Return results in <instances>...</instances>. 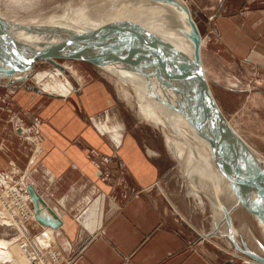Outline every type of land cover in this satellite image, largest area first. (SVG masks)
<instances>
[{
  "label": "crops",
  "instance_id": "obj_1",
  "mask_svg": "<svg viewBox=\"0 0 264 264\" xmlns=\"http://www.w3.org/2000/svg\"><path fill=\"white\" fill-rule=\"evenodd\" d=\"M189 1L199 26L213 29L215 42L206 45L213 51L204 54L212 79L218 84H226V77L237 81V90H251L264 106V0ZM229 54L256 69L258 76L243 83L236 76H217L212 69L215 59ZM67 70L70 74L63 75H80L79 88L61 82L47 85L33 80L34 74L15 86L0 84L14 109H24L28 120L41 119L43 152L32 159V144L20 137L22 126L7 118L5 98L0 100V170L14 177L26 175V183H32L62 218L56 235L65 254L56 264H217L205 241L185 234L175 213L172 217L161 206L153 179L162 173H157V164L149 160L135 133L120 132L116 143L91 120V115L100 119L105 114V122L112 123L115 100L108 87L83 70ZM132 159L138 165H131ZM1 175L7 179V174ZM29 226L33 239L42 226L33 220Z\"/></svg>",
  "mask_w": 264,
  "mask_h": 264
},
{
  "label": "bare ground",
  "instance_id": "obj_2",
  "mask_svg": "<svg viewBox=\"0 0 264 264\" xmlns=\"http://www.w3.org/2000/svg\"><path fill=\"white\" fill-rule=\"evenodd\" d=\"M152 1L148 5L146 0H69L63 7L57 8L55 10L56 13L55 11L43 14L23 13L20 16V20L12 22L5 18H0V51L4 52L12 60H20L29 54V48L38 49L49 43L77 35L93 34L107 39H116L124 44L130 43L136 46L156 45L168 50L184 63L193 61V41L189 36L191 29L187 13L178 6L176 0ZM177 1L186 5L185 0ZM135 2H138V4L136 3L137 5L144 4L155 9L159 7L157 12L160 14L151 16V21L148 20V17H144L141 23L146 26H142L143 28L139 27L136 24L139 19L135 18L136 20H134V15L130 13L122 14L124 10L127 12L134 10L131 5L133 6ZM119 6L120 8H118ZM141 13L142 11L139 8L138 16ZM149 27L158 30V32H151ZM102 48L105 49V47ZM102 48L91 45L79 46L81 54L91 56L100 55L104 50ZM106 48L109 49L108 47ZM126 55V51H121L114 57L98 62H88L109 83L108 89L113 97L116 95L115 98L119 100V96H124L130 105L133 103L131 100H135L137 104L136 114L140 122L145 120L152 126H158L162 130L166 148L174 155L178 164L179 159L182 162L186 158L191 164H189V169L193 171V174L196 175L197 173L198 178L203 179V181L205 179L214 181L215 188L211 189L218 197V201L214 202V207L217 218L221 221L222 229H227L228 226L227 221H223L221 217L222 204H226L228 210H222L223 214H229V233H225L224 236L231 241L233 239L236 248L246 249L252 254H247L238 248L242 253L234 252L237 253L235 254L237 255L236 264H264V199L256 197L242 177L240 170L244 162L241 155L238 154L240 157L236 158L237 156L234 152L233 157L230 149H228L230 145L227 143L226 145L224 140H221V129L213 118L207 101L197 93L194 86L186 79L178 78L168 85L162 83V80H168L175 71L168 70L163 72L158 70L153 76V74H149L146 71L147 67L145 69L139 67L137 63H142L145 66L159 65L160 61L155 59L149 52L138 54V62L136 63L130 61L131 59H126ZM200 55L205 81L222 112L223 110L218 104L210 85L204 63L205 59L202 54ZM170 59L172 60L171 57ZM49 62L61 69H65L56 60L55 62ZM34 63L31 68L24 71L7 72L0 70V84L15 86L29 79L34 73ZM73 69L76 70L74 67ZM75 73L71 75L75 81L81 79L80 75L77 72ZM37 74L38 76L43 75L41 72ZM104 82L103 80L101 83L104 84ZM230 82H232V79L226 81V83ZM108 99L111 100L109 97ZM113 108L114 110L111 114L113 124L105 122L107 120L105 118L107 115L105 114L100 119H98L97 115H91V120H94L99 130L108 132L112 139L118 143L120 141V132L116 131L115 128H121L122 126L116 125L118 117L115 113L119 111V108L116 105ZM222 114L224 115L223 112ZM224 117L229 122L225 115ZM10 120L13 121V124L15 120L19 121L15 116H12ZM229 124L231 125L230 122ZM22 128L24 134H26L25 139L34 141L27 130L23 126ZM233 129L242 138L240 133L235 128ZM244 142L246 143V141ZM35 146L36 148L31 155L32 159L37 158L43 150V145L40 141ZM121 146H117L118 149ZM129 163L133 166L138 165L134 159L130 160ZM248 172H251L250 168ZM165 174L162 179L166 178L169 173ZM26 177V175H23L19 179V185L24 190L22 193L16 184L8 185L5 177L0 173V183H2L0 184V222L9 224V227L4 225L6 230L12 229L16 234V236L11 238H8V233H6L7 236L0 237V264L60 263V251L56 248V233L62 227L55 229L51 226L42 225L36 220L34 204L27 190L29 183H26ZM4 185L6 186L5 189ZM155 185H158V192L162 193L161 195L165 196L166 200L173 205L170 207L177 216L178 221L188 225L189 223L191 224L180 212L178 206L170 200L159 180ZM4 195L5 199H3ZM32 204L33 212L31 213L27 208ZM32 219L42 225V229L31 240L24 231L32 229L29 226ZM234 222L237 225V233H234ZM27 226L30 228H27ZM190 228L196 231L192 225H190ZM234 234L237 238H235ZM196 235L199 236L196 240L209 241L217 246L219 244L212 237L216 235L222 236L217 230H212L211 232L199 231ZM243 239L247 240V244L253 250L248 248L249 246L242 241ZM21 242H23L22 248L17 252L18 248L16 247ZM66 244L69 245L68 242ZM53 249H56L57 252H54ZM44 250H48V258H46ZM25 251H27L26 258L24 255Z\"/></svg>",
  "mask_w": 264,
  "mask_h": 264
},
{
  "label": "rangeland",
  "instance_id": "obj_3",
  "mask_svg": "<svg viewBox=\"0 0 264 264\" xmlns=\"http://www.w3.org/2000/svg\"><path fill=\"white\" fill-rule=\"evenodd\" d=\"M68 1L69 0H0V18H5L9 22H12V21L20 20L21 19L20 16H22L23 13H29V12H32L33 14L51 13L54 12L57 8L63 7V5L66 4ZM146 2L148 3V5H150L151 2L153 1L146 0ZM136 3L138 4V2H135L133 6L131 5V8L134 10L128 12L124 10L122 14L126 15V13L128 14L130 13L131 15H134V20H136L135 18L139 19L136 22V24L139 27L146 26L141 23L144 17H148V20H150L151 16H156V14L157 15L160 14L159 12H157L159 11L157 10L159 7L158 8L156 7L157 9H155L154 7L151 6H146L144 4L137 5ZM185 3L187 7H189L192 17L195 20L197 27L200 31L201 54L205 59L206 56L205 52L209 51L210 53V51H213L210 50V48H207L206 46L207 42L208 43L215 42L214 41L215 39L212 34L213 29L206 25L199 26L198 24L199 22L197 21V19H195V16L193 15V12L191 10V5L189 4L190 1L185 0ZM118 8H120V6ZM139 8L142 11L140 16H138ZM244 11H246L245 7L241 9V13H243ZM149 29L151 32H158V30L156 29H151L150 27ZM216 40L219 41V39ZM229 55L230 56L219 55L220 57L217 56V58L215 59L214 66L212 67V69L214 70L217 76L223 79L225 78L226 75H228L231 78L236 76L242 83L247 82V80L249 81L250 79L252 80L253 76H258V72L256 69L254 68L251 69L248 64H246V66H243L242 61L240 59L232 56L231 54ZM55 60L58 63L62 64L65 67V69L61 70L59 69V67L53 65L47 60H36L33 67L34 69L33 80H37L52 86H55V82L57 83V85H60L61 82L62 84H65L67 86L71 84L79 88L80 87L79 83L81 84L79 80L75 81V79L72 76L67 75L68 76L67 77L63 75V73L70 74L67 69L71 70L74 67L76 71L80 72L81 70H83L88 75L89 79L95 78L98 79L100 82L104 80L105 81L104 84L109 88L108 85L109 83L104 78H102L101 75L97 73V71L93 68L92 64L89 63L88 61L78 60L75 58H66V57L58 58ZM205 62L207 63V65L210 64L209 61L205 60ZM207 65L205 64L207 74L210 80V85L211 88L213 89V93L215 94L218 104L223 110L222 112L227 117L232 127L235 128L240 133L244 141H246V143L248 144L247 146H249V150L252 152L254 158L257 156V158L255 159L259 164V166L264 170V106L260 101L261 99L258 98L259 102L254 100L252 96L253 93L251 92V90L250 92L237 90L235 86H233L234 84L236 85L237 81H234L233 79L232 82H230L229 84L226 83L227 80H230L229 78L227 79V77L223 80L226 84L224 83L218 84L219 81L216 83V80L212 79V76L209 73V68L207 67ZM38 72H41L43 75L38 76L37 74ZM54 74H58V75L60 74V75L56 77ZM219 77H217V79L221 80ZM56 79H59L60 81L57 82ZM254 86L256 87V89L260 88L257 82L254 84ZM8 94L9 93L7 89L2 88V86H0V100L5 98L3 104L6 109L5 111L8 114L7 118L10 120L12 116H19L20 121L16 122L19 124L18 127L21 128V126H23L26 130L31 132L29 134L33 137L34 141L30 139H25L26 134L25 136H23L24 134L20 135V137L22 139L28 140L32 144L31 148L33 153L36 148L35 145H37L39 141L42 142L43 139L41 130L39 128L41 119L37 117L32 121L28 120L27 119L28 117L26 116V112L24 109L21 108L14 109L12 107L13 104L11 101L12 97ZM71 94H68L69 98ZM76 95H79V93ZM115 96L113 97V99L115 100L114 106L116 105L117 108H119V111H116L115 113L116 116L118 117L116 119V125L122 126L121 128H115V130L118 132H123L125 134L135 133L134 135L137 136V138L141 142L143 149L148 153L149 160L157 164L158 166L157 173L158 174L162 173L163 175H166L165 173H169L168 176L164 179H162L161 177L162 174L160 175V177L156 178L155 176L156 170H152L156 178L153 179L154 183L157 182L158 180L160 181V185H162L170 200L178 206L180 212L188 219V221L191 222L190 224L183 217L189 223V225L187 223L180 221H178L176 224L189 237L196 236V233L199 231L211 232L212 230H217L219 233H221L222 236L220 237L216 235L212 237V239L215 240L220 247L212 244V242L209 241H205L204 243H206L209 246V249H211V251L215 253L214 257L215 260L217 261V264L218 263L236 264L237 262H235V260L237 259V255L235 254L237 253L234 252L236 251L240 253L242 252L235 247V244L228 237L224 236L225 233H229V227H230V221L228 220L229 214L228 213L227 215L223 214L222 210L225 209L227 210V205L222 204L221 205L222 208L220 210L221 217L223 221L225 220L227 221V225H228L227 229H222L220 225L221 221L218 220L217 213L214 207V202L218 198L212 192V189L215 188L214 181L210 179L209 180L205 179L203 181V179L198 178L197 173L196 175L193 174V171L189 169L191 164L189 160L186 158H184L182 162H180L181 159H179V164H178L177 159L166 148L164 133L162 132V130L158 126H152L145 120L141 122L139 121L138 116L136 114L137 104L135 100H131L133 103L132 105H130L124 96L123 97L119 96V100L115 98ZM125 147H127V145ZM42 152L43 150L41 151V153ZM103 158H105L104 155ZM170 169L171 171H169ZM0 172L4 175L6 174L8 175V176L6 175L7 179H5L8 185L16 184V186L19 187L22 193L24 192L21 185H19L20 183L19 179L21 177L20 173H18L17 177H14L13 174L10 175V173H7L8 170L3 171L1 169ZM102 175L103 178H107L109 176V173L107 171H104ZM157 186L155 185L154 187H156V190L158 192ZM5 187L6 186L4 185V189ZM159 194L161 195L162 193ZM161 197L159 198L161 206L162 204L164 207L166 206V208H168L169 214L172 217H174L173 215L174 212L170 207L173 205L166 200L165 196H161ZM5 198L6 197L4 195L3 199ZM0 206H1V201H0ZM27 210L32 213L33 204L29 205V208H27ZM34 222L39 224L37 221ZM4 225L7 224L5 223L3 224L0 222L1 238L7 236L6 233H8L9 236L8 238L16 236L15 232H13L12 229L7 231ZM190 225L195 227L197 232L194 229L192 230L190 228ZM7 227H9V224L7 225ZM236 227L237 225L234 222V226H233V228L235 229L234 233H237ZM24 232L28 236L30 230H25ZM235 238H237V236H235ZM58 241L56 243H57V248L61 252V255L59 257L61 259L62 255L64 256L65 253L62 252L63 248L59 247L60 242ZM242 241H244L247 244L246 239H243ZM22 243L23 242L18 244V246L16 247L18 248L16 250L17 252L21 250ZM54 246L56 247V245ZM248 248L253 250L251 246H249ZM53 251L57 252L56 249H53ZM44 252L46 258H48V250L47 251L44 250ZM26 254L27 251H25L24 254L25 258L27 257ZM225 259L227 260L230 259L231 261L225 263L224 262Z\"/></svg>",
  "mask_w": 264,
  "mask_h": 264
},
{
  "label": "water",
  "instance_id": "obj_4",
  "mask_svg": "<svg viewBox=\"0 0 264 264\" xmlns=\"http://www.w3.org/2000/svg\"><path fill=\"white\" fill-rule=\"evenodd\" d=\"M176 3L187 13V19L191 29L189 32V36L193 41V61H186V63H184L168 50L156 45L136 46L130 43H121L116 39H107L100 36H95L93 34H82L58 42L49 43L44 47L38 49L29 48V54L20 60H12L8 55L6 56L4 52L0 51V70L7 72L24 71L31 68L33 66V62H35L36 60L47 59L51 62H55V59L63 57L83 59L89 62H98L110 57H114L121 51H126L127 55L125 56V58L128 60L131 59L130 61L136 63L138 62L137 55L141 52L147 51L152 56H154L155 59L160 61L159 65H148V67L147 65L145 66L142 63H137L138 66L143 69L147 67L148 69H146V71L149 74H153V76L158 70H161L163 72H167L168 70L175 71V73L170 76L168 80H162V83L164 84H171L173 81L181 78L188 80L194 86L197 93L207 101L210 112L213 118L216 120L219 128L221 129V140L223 139L225 144L227 143L230 145L228 149H230L233 157L235 153L237 156L236 158L240 157L238 154L241 155L244 165L242 166L240 173L245 182L248 184L256 197L264 199V172L257 163L252 152L249 150L247 144L229 124V122L222 114L220 108L216 104L215 99L203 75L200 55V31L191 16L189 7L178 2L177 0ZM82 45L97 46L98 48L105 47V49L102 48L104 50L100 55L91 56L88 54H81L79 46ZM106 47H108L109 49H107ZM170 57L172 58V60L170 59ZM249 168L251 170L250 173L248 172ZM27 190L29 191L32 202L34 204V216L36 220L42 225L51 226L55 229L61 228L63 226L62 218H60L59 215L51 208V206L46 203L37 188L32 183H29L27 185ZM232 241L235 244V241L233 239ZM238 248L239 250L244 251L247 254H251V252L247 251L246 249H242L240 247Z\"/></svg>",
  "mask_w": 264,
  "mask_h": 264
}]
</instances>
